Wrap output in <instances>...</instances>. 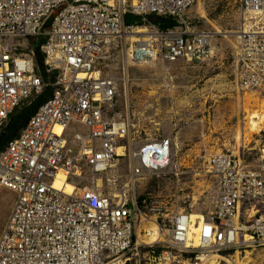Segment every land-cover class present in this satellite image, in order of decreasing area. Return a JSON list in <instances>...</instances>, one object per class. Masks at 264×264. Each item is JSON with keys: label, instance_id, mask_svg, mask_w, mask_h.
Returning <instances> with one entry per match:
<instances>
[{"label": "built area", "instance_id": "built-area-1", "mask_svg": "<svg viewBox=\"0 0 264 264\" xmlns=\"http://www.w3.org/2000/svg\"><path fill=\"white\" fill-rule=\"evenodd\" d=\"M199 1L0 0V129L23 103L51 90L0 153V187L15 195L0 235V264H209L213 255H264V143L254 164L245 154L211 155L214 211L196 220L189 212L156 218L158 238L150 242L153 218L145 210L155 209L137 196V186L179 176L176 144L167 133L132 138L127 121L109 116L119 85L103 76L98 60L110 42L130 41L133 66L215 57L218 35L195 33L183 19ZM128 15L144 24L152 16L172 18L179 27L131 44L139 27L125 25ZM234 37L237 88L262 96L264 0H241ZM40 40L44 70L32 49ZM124 160L125 178L118 172ZM59 176L72 194L54 187Z\"/></svg>", "mask_w": 264, "mask_h": 264}, {"label": "rangeland", "instance_id": "rangeland-1", "mask_svg": "<svg viewBox=\"0 0 264 264\" xmlns=\"http://www.w3.org/2000/svg\"><path fill=\"white\" fill-rule=\"evenodd\" d=\"M183 19L195 33H218L214 58L176 64L160 60L153 66H133L125 55L130 42L115 41L104 47L98 60L103 76L119 85L120 96L109 109V116L127 121L131 137L137 140L157 139L167 133L175 137L176 146L178 143L179 176L153 178L137 186V196L147 199L149 207L155 209L145 211L160 221L182 212L195 211L202 216L212 213L218 188L207 174L206 160L213 154H245L247 163L254 164L264 143V127L251 142L237 141L248 129L250 116L264 115V95L256 94L258 102H249L237 88V44L234 35H225L240 28L241 0H200ZM141 28L158 30L146 23ZM29 104L23 103L14 115ZM9 122L0 129V136ZM118 172L123 178L127 175L125 160L118 165ZM84 185L88 186L86 182ZM14 201L15 195L0 187V235ZM230 255L220 256L234 262L236 254ZM237 255L244 264H264V255L259 252Z\"/></svg>", "mask_w": 264, "mask_h": 264}, {"label": "trees", "instance_id": "trees-1", "mask_svg": "<svg viewBox=\"0 0 264 264\" xmlns=\"http://www.w3.org/2000/svg\"><path fill=\"white\" fill-rule=\"evenodd\" d=\"M148 23L154 25L158 28L161 33H165L169 30H173L179 27V24L176 20L172 18H157V17H149ZM125 25L126 26H136L141 27L144 25V22L141 18L128 15L125 17ZM162 30V31H161ZM44 40L34 41L32 45V49L35 52V58L37 65L40 70H44V59L39 51V47L42 45ZM44 81L48 82L49 79L47 76H44ZM51 90L48 89L43 96L36 98L34 101H29L30 104L22 110L18 115H13L9 120V124L7 126L6 132L0 136V153L4 150V148L14 140L20 132L25 128L29 119L37 112L39 107L50 97ZM27 102V103H29Z\"/></svg>", "mask_w": 264, "mask_h": 264}, {"label": "bare ground", "instance_id": "bare-ground-1", "mask_svg": "<svg viewBox=\"0 0 264 264\" xmlns=\"http://www.w3.org/2000/svg\"><path fill=\"white\" fill-rule=\"evenodd\" d=\"M200 13L204 14L203 8L200 9ZM133 34L134 35H133V37L131 39V44H136V43L144 44V43H146V37H149L150 34H152V33L149 30H146V29H143V28L139 27V28L135 29ZM216 34L218 35V33H216ZM235 34L236 33H226L225 35L231 36V35H235ZM139 35L142 36V38L140 40L136 37V36H139ZM123 39H124L123 43L130 42V41H127L126 37H124ZM125 52H126V50H125ZM125 55H126V59H127V53ZM125 65H126V63H125ZM127 66H128V63H127ZM248 94H250V95H248ZM246 96H247L249 102L257 103L258 100H259V99H256V94L255 93H246L245 97ZM263 127H264V115L260 116V117L255 116V115L254 116H250L248 118V129L244 130V132L237 137V139H238L237 141H240V143H242V144H246L248 142H251V138L253 137V135H258L262 131ZM170 129H171V127H170ZM173 139L176 142V139H175L174 136H173ZM176 149L177 150H176V153H175V157H176V161H177L178 160V151H179L178 143H177ZM122 151L123 150H119L118 154L119 155L122 154ZM54 187L56 189H58V190H63V188H65V193L66 194H72L74 192L73 186L69 182H67V179L64 176H59L58 177V179L54 183ZM190 215L192 216L193 220L201 219L203 217L201 214H199V213H197L195 211L192 212ZM149 229H152L151 232L154 231V233H152L151 237H150V242H154V241L157 240L158 234H157L156 226H155V223H154L153 219H152V221L150 223ZM160 238H163V237L160 235ZM194 246L195 247L197 246V242H196V244ZM234 259L237 260V261H235ZM233 260H234V262L233 261H228L227 259L223 258L220 255H213L211 260H210V262H209V264H220V262H225L226 264H239V262H240L239 261V256L237 254L233 257ZM245 260H248V258L246 257ZM240 264H244V263L240 262Z\"/></svg>", "mask_w": 264, "mask_h": 264}]
</instances>
